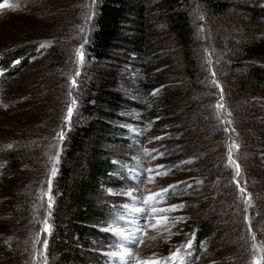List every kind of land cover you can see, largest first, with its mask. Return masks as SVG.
Listing matches in <instances>:
<instances>
[{
  "label": "rangeland",
  "instance_id": "1",
  "mask_svg": "<svg viewBox=\"0 0 264 264\" xmlns=\"http://www.w3.org/2000/svg\"><path fill=\"white\" fill-rule=\"evenodd\" d=\"M220 1L221 11L197 0L180 6L191 30L181 48L158 0H127L107 57L96 61L86 47L98 0H10L16 10L0 12V60L13 57L0 70V264H60L59 255H48L55 225L63 226L47 207L48 181L54 205L64 143L79 128L87 131L74 176L86 174L96 153L111 166L93 196L108 212L92 219L100 234L90 237L89 250L99 256L87 264H113L106 255L113 235L100 227L121 215L145 225L143 242L131 246L141 260L163 264L189 240L192 248L181 247V255L190 251L193 264H252L261 256L253 244L264 250V0ZM252 68L263 72L258 83ZM11 153L15 160L4 164L1 154ZM137 174L144 183L136 195L169 189L147 222L122 207L132 200L110 194L139 188ZM210 222V236L198 243V227ZM116 226L135 229L125 220Z\"/></svg>",
  "mask_w": 264,
  "mask_h": 264
},
{
  "label": "trees",
  "instance_id": "2",
  "mask_svg": "<svg viewBox=\"0 0 264 264\" xmlns=\"http://www.w3.org/2000/svg\"><path fill=\"white\" fill-rule=\"evenodd\" d=\"M166 17L168 29L174 36L176 44L181 48H187L191 43L190 27L187 14L180 9L186 0H158ZM216 11L224 10L220 0H197ZM127 0H98V7L94 17L92 33L89 44L86 47L89 56L96 61L107 57L115 36L121 28V22L125 12ZM56 40L57 35L54 36ZM56 44V41L54 42ZM53 44V46H54ZM54 53V52H53ZM53 55V54H52ZM13 58L10 55L6 58ZM53 58L49 57L52 61ZM0 60V70L5 69L6 61ZM253 78L258 83L263 72L258 68H252ZM87 130L79 128L69 134L65 140V150L62 154L59 172L54 180V191L57 192L53 205V219L63 223V226L55 225L50 237L48 255H59L60 264L65 261L68 264H87L89 259L98 261V254L92 253L90 249L92 236H98L100 232L91 225L95 217H105L107 206H99L93 202V196L97 194V188L103 180L106 170L111 168L106 160L96 158V153L86 174L74 176L76 170L75 162L83 149L84 135ZM106 133L110 130H105ZM4 164L15 160L14 154H1ZM63 217V218H62ZM212 224L200 225L196 232L197 242L210 236ZM76 239V240H75ZM70 245L68 247L67 245ZM77 245V246H76ZM70 250V252H68ZM59 263V262H58Z\"/></svg>",
  "mask_w": 264,
  "mask_h": 264
},
{
  "label": "snow or ice",
  "instance_id": "3",
  "mask_svg": "<svg viewBox=\"0 0 264 264\" xmlns=\"http://www.w3.org/2000/svg\"><path fill=\"white\" fill-rule=\"evenodd\" d=\"M17 5L13 4L10 2V0H2V2H0V12H4V11H14L16 10ZM91 19V17L89 18ZM203 30V29H201ZM41 48L45 47V45H40ZM82 45L81 48L78 49L76 51V56H77V62L78 64H83L84 63V53L82 51ZM16 64H19L20 61L17 60L15 61ZM213 76H215V73H212ZM76 76H79V72L77 71L75 73V76L72 78L71 80V87L72 89H75L78 87L77 81L75 79ZM214 84H216L217 87H219V84L214 80L213 81ZM222 89H221V93H222ZM155 94V93H154ZM69 95L70 97L72 96V91L70 89L69 91ZM77 104V100L76 98H72L70 101V104L68 106L67 109V113L65 116V123L67 125H71V118L74 115V111H75V106ZM218 109H221L223 107L222 104H217L216 106ZM230 123V122H229ZM225 131H234V129H225ZM65 133L62 130L59 133V139H63ZM155 139H162V137H156ZM8 147H11V145H9ZM231 148H238V145L233 144L231 146ZM231 148L229 149L230 151V155H229V160L232 161V157H231ZM149 155L151 153H148ZM117 163V162H114ZM163 165L158 166V168H163ZM235 168H236V175L237 177H239L240 175V169H239V164H235ZM154 171V169H147L148 173H152ZM56 168L53 167L51 170V177H55L56 175ZM164 175H167V172L163 173ZM141 175L142 174H137L136 175V180L138 181L139 184V188H132L126 192L123 193H113L110 191V194L112 195H123L128 197L130 200H132L134 203L132 205H129L127 203L123 204L122 207L127 211V212H132L135 214H138L139 216L142 217V219L147 222L149 221L150 217V213L151 215H155L157 209H156V205L158 203H162V197L164 195V193L168 192L169 189H161L160 192L157 193H152L150 195H148L147 197H144L142 195H136L135 193L137 191H140L142 188V185L144 183V179H141ZM145 179H148L151 182V177H145ZM48 194H47V207L49 210L52 209L53 207V196H52V192H51V178L48 181ZM190 186V185H189ZM175 186H169V188H172ZM240 192L242 197L246 196V202L248 203V206L251 207V196L250 195H246V190L245 188L241 187L240 188ZM183 205H179V206H172V208L170 209H160L161 212L164 211H173V210H177L178 208H182ZM247 211V210H246ZM246 222L248 224L249 227V231H252V223H251V216L246 215L245 217ZM116 220H125L126 223H131L135 225V229L134 231H129L126 228L120 227V226H116ZM44 231L46 233H48L49 235L51 234V226L50 225H46ZM100 231L103 232H109L113 235V240L114 243L112 245H110V247L113 249L109 252L106 253V255H108L109 257L112 258V262L113 264H133V261H135V264H161V261L156 259L155 257H153L151 260H141L138 257H136L135 255V249L134 247L131 246H139L143 241L141 239L142 235L144 234L145 231V225L140 223L139 220H127L126 217L124 215L118 216L116 217L115 220H112L108 226H104V227H100ZM193 239H194V234H193ZM252 240L255 242L256 241V234L255 232H252ZM43 249H44V253H45V257L47 256V240L45 239V241L43 242L42 245ZM181 247L190 250L192 248V240H189L187 242L186 245H182L180 247H178L176 249V252L170 254L164 261L163 264H169V262H171V264H193L192 261L189 260V256L191 255L190 251H186L183 255H181ZM253 249L254 250H260L261 251V256L259 257H255L252 260V264H264V250L261 249H257V245L254 243L253 244Z\"/></svg>",
  "mask_w": 264,
  "mask_h": 264
}]
</instances>
